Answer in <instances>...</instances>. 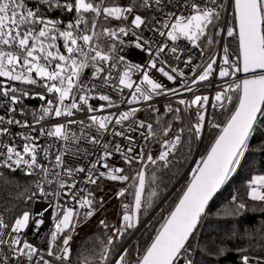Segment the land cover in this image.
I'll list each match as a JSON object with an SVG mask.
<instances>
[{
	"label": "snow or ice",
	"instance_id": "6c2138e0",
	"mask_svg": "<svg viewBox=\"0 0 264 264\" xmlns=\"http://www.w3.org/2000/svg\"><path fill=\"white\" fill-rule=\"evenodd\" d=\"M153 6L163 12L166 5L164 0H133L128 6H121L116 0H112L110 4L107 0H31L30 6L28 0H0V77L5 78V81H0V97L3 98L0 100V107L6 103L7 112L14 113L17 111L15 106L22 102V97L33 98L28 90L9 86L7 82L38 85L45 89V93L54 94L53 99H46L45 93L35 94L41 101H45V105L32 113L33 124H29L27 120H18L14 116L8 118L0 116V137L8 136L11 140V143L0 140V167L12 171L22 168L25 175L35 174L40 177L36 182L40 195L53 199L48 201V207L35 213L39 217L36 220V227L43 224L45 213L52 208L54 230L50 234L46 254L48 257H54L61 264H71L70 241L79 222L76 218L80 216L77 207L87 209L83 213L85 218L94 214L93 193L86 192V189L78 188L77 185L79 183L96 185L100 178L128 181L130 177L123 174L125 170L110 166L109 159L114 153H118L124 157L128 165L142 162L145 155L143 150L135 156L128 155L135 151L132 146L134 138L128 133L144 129L145 131L139 134L145 140L157 135L153 124L143 120L137 121L135 128L131 126L123 128L124 121L135 116L139 108H131L118 115L91 114L103 112L106 106L108 108L118 106L109 95L97 93V89L111 87L121 93L125 88L132 90L130 98L122 101L132 105L141 101H151L153 96L164 93L170 92L174 96H180L183 92H193L191 85L210 81L216 70L214 65L219 68L220 79L236 77L237 73H243L246 77L233 79L231 83H226L221 91L215 93L214 100L217 103L212 106L220 108H224L226 103H232L233 96L230 93H236L237 103L234 111L220 128L219 135L207 154L196 162L192 169L191 180L178 203L165 218L155 238L139 256L136 264H180L181 261L183 264H193L192 259L188 258L191 248L190 238L194 237L201 218L206 215L209 202L241 164L248 150L250 137L256 130L255 126L264 123V120L260 119L264 117V0H231L227 5L224 0H183L179 14L175 11L166 12L165 19L156 20L159 27L153 26L148 29L165 38L155 42V46L153 41L135 31L142 26L148 27L147 20L135 9H150ZM228 9H231V26L226 25L216 35L226 32L227 37L238 41V52L234 58L225 46L220 65H217L216 55L213 54L205 61L200 74L195 75L191 80V85L184 80L180 88L167 89L161 82L150 77L147 69H155L169 81H174L177 76L183 77V71L168 65L165 59L168 55L166 49L170 50L175 59H181L176 55L178 47L175 42L183 38L193 47L200 49V56L203 57L204 49L198 42L203 38L210 45L215 43L211 30L219 27L217 21L221 20L222 13ZM56 10L63 13L74 12V19L61 28L63 22L49 15ZM129 17H132L130 26L125 24L116 28L103 27L102 31H96L101 18L110 23L112 19L127 22ZM130 33L136 38V47L147 50L153 58L146 69H140L139 65L125 64L124 70L114 75L113 70L125 61L123 56L114 55L117 51L116 42L123 44L124 41L120 37L128 36ZM102 37L113 41L107 50L100 43ZM58 41H62L63 52ZM167 41L173 44L169 45ZM184 63L186 66H191L192 57L189 56ZM166 67L170 68V71H166ZM196 67H193V73ZM88 68L92 69L91 80H99V84L92 83L91 80L85 82L84 70ZM134 70L141 71V79L138 83L131 78ZM257 70L260 73L258 75L255 74ZM250 73L253 75L248 76L247 74ZM97 96L99 100L107 102V105L93 107L90 100ZM67 100H70V103H66ZM177 103L184 105L186 109L197 107V122L189 128V133L199 139L206 120L209 97L194 94L193 99H178ZM149 107L153 112L159 111L152 105ZM166 111L175 113V120L181 119L180 108L173 109L168 105ZM20 112L22 115L26 114L23 108ZM77 112L91 114L87 116L90 123L69 119L66 123L57 122L48 128L40 127L38 136H33L31 132L17 133L22 140L20 144L15 143L10 129L3 126L15 124L34 132L35 125L42 121L52 117L70 118ZM157 122H160L159 117ZM72 124H79L81 130L79 136L75 133L69 135V126ZM109 125H112L111 133L114 137H122L129 141L126 152L119 144L102 143L103 135L110 131ZM116 125H120L123 130H116ZM91 128H95L96 134L86 131ZM171 128V123L167 127H162L163 136L167 137ZM183 131L182 128L178 130L179 133ZM43 136L55 138L63 144L53 154L52 145L46 147L40 145L39 139ZM81 140L100 146L99 152L90 153L87 149H81L79 147ZM181 140V134L163 140L162 150L156 159L167 166L168 157ZM82 154L94 155L95 159L89 160L87 166L78 162L69 166L66 161L67 156L79 158ZM156 159L151 154L147 155V161L153 164L156 163ZM81 173L84 176L78 179ZM131 179L130 187L134 189L132 193L134 199L131 204H122L124 210L122 224L113 228L115 236H123L128 229L136 227L139 223L142 195L146 185L143 168ZM45 185L49 186L50 190L46 191ZM53 185L54 188L51 187ZM248 187V198L264 203V175L253 176ZM82 192L86 194L80 195ZM126 192L127 189H121L117 195L123 197ZM35 195L34 192L27 199L32 200ZM151 195L154 196L156 193L153 192ZM236 201L237 197H233V202ZM147 203L151 205L150 200ZM246 207L245 203L239 202L235 209H225V214H239ZM32 216L30 211H24L8 224L3 215H0V252L7 248V253L0 255V264H25V258L27 264H32L34 257H38L35 264H52L51 260L45 259V256L40 254L41 250L34 244L21 239V233L29 228ZM100 224L105 228L109 227L103 220ZM61 236L62 247L56 244ZM100 243L99 264H111L110 256L113 250L109 246L113 244V236L108 237L106 244L104 241ZM54 245L58 248L59 254L54 252ZM220 251L223 253L224 250L221 248ZM128 256V249L124 248L116 254L115 264H129ZM241 261L242 264H264V258L249 255H243ZM82 264H92V261L85 256Z\"/></svg>",
	"mask_w": 264,
	"mask_h": 264
},
{
	"label": "trees",
	"instance_id": "16d2710c",
	"mask_svg": "<svg viewBox=\"0 0 264 264\" xmlns=\"http://www.w3.org/2000/svg\"><path fill=\"white\" fill-rule=\"evenodd\" d=\"M119 1L120 0H116V3H119ZM28 2L31 6V0H28ZM111 2L112 0H107V3L110 4ZM49 15L63 22L60 25L61 28L72 20V13H63L60 10L49 13ZM121 23L122 21H117L115 19H112L109 23L103 21L101 18L96 31H102L103 27L116 28ZM217 24L219 27L211 30V35L213 39H215V43L220 36L216 35V33L221 29V21H217ZM111 41L112 40L108 38L102 37L100 43L106 45L111 43ZM227 47L231 56L235 57L238 52V41L235 38L228 37ZM232 96L233 102L228 104L225 107L226 109L224 108L219 116L217 115V111L213 113L212 124L209 128L202 150V156H205L215 138L218 136L220 128L223 127L232 111H234L235 104L237 103V94L232 93ZM158 117L160 120L159 123L157 122ZM144 118L149 123L153 124L154 130L157 131V135L155 136L156 139L160 138L163 134L161 128L167 127L168 124L172 123L174 120V117H166L159 111L153 112L151 109L145 113ZM260 119L264 120V117ZM213 125H219L220 127H215ZM176 126L180 127V129H184L183 133H181V143L177 150L170 155L168 166L161 165L160 167L154 166L148 168L147 166L150 164L148 163L144 167L146 176L144 193L147 190L149 175L157 171V175L160 179L159 194L163 193L162 195L165 194L166 196L176 181H178L177 179L194 154L196 138L190 135L189 124L187 121L180 119L176 121ZM137 164L138 163L134 162L130 165V169L128 170L130 176L136 174ZM127 167H129L128 164ZM257 175H264V123H258L256 126L248 150L245 152V156L237 172L225 189L214 199L207 215L198 226L194 237L190 239V255L193 264H242L241 257L243 255L264 258V250H262V247H264V203L252 201L248 198L249 182L253 176ZM187 177L188 175L185 178ZM105 183L108 182L97 181V184L93 185L91 192L93 193L97 188H101ZM177 188L166 198L159 209H157L154 215L146 222L143 230L131 244L129 249L131 264H135L139 256L142 255L144 250L150 245L157 234V230L161 227L165 218H167L176 205L182 194V190L176 191ZM29 196H32L30 178L24 174L0 167V212L4 213L10 222H13L14 219L24 211L31 209L33 199L28 200L27 198ZM233 197H237L235 203L233 202ZM92 198L94 200L93 207L96 213L91 219L80 222L79 225L91 221L97 214L96 200L94 196ZM167 200H169V205L166 208L167 210L161 211L160 208L164 206V204L166 205ZM239 202L246 204L247 207L245 210H242L239 214H225V209H235L236 204ZM143 220L144 218L141 217L139 213V223L143 222ZM110 230L109 227L105 228L100 224L99 227H95L83 236L72 238L70 242L72 249V255L70 256L71 264H82L85 256L92 261V264H98L99 253L101 251L100 242L104 241L106 244L109 236H113V244L109 246L113 250L110 256L111 258L132 235L135 228L128 229L123 236H115L113 231ZM56 244L58 245L59 242H56ZM60 246H63L62 243H60ZM221 248L224 250L223 253L220 251Z\"/></svg>",
	"mask_w": 264,
	"mask_h": 264
},
{
	"label": "built area",
	"instance_id": "2783aa9c",
	"mask_svg": "<svg viewBox=\"0 0 264 264\" xmlns=\"http://www.w3.org/2000/svg\"><path fill=\"white\" fill-rule=\"evenodd\" d=\"M224 2L227 5L228 3L231 2V0H224ZM132 3H133V0H131L130 4H132ZM182 3H183V0H164V4L166 6L164 7L163 12L156 9L155 6H153L150 9H143V8L135 9V11L138 14H140L142 17H144L148 22L147 28L142 26L141 29H136L135 31L139 35H142L144 37L149 38L151 41L154 42L153 46H155V42L165 40V38L160 37L158 35V33H156V32H150L148 29L152 28L153 26L159 27V25L156 24V20L165 19L166 17L164 16V13H166V12L175 11L177 14H179L181 11L180 5ZM184 11L186 12L187 10L185 9ZM74 16H75V13L73 12L72 13V20L74 19ZM153 17H155V19H153ZM131 19H132V17H129V20L127 22L122 21V23L119 26H124L125 24L130 26ZM220 21H221V29H224L226 25L231 26V24H230L231 9H228V11L222 13V17H221ZM120 39L123 40L124 43L120 44L118 41L116 42L117 51L114 55L123 56L125 58V61H124V63L120 64L117 69L113 70L114 75L116 72H122L124 70L125 64L139 65L140 69H146L147 65L149 64V62L153 58L148 53V51L143 49V48H137L136 47V38L131 33L128 36H121ZM227 39H228V37L226 36V32H220L219 39L215 43L213 51H210V49H208V48H203L204 49V55H203V57H201L200 56V49L193 47L188 41H186L182 38V39L175 42V44L178 47V52L176 55H179L181 57V59H179V60L175 59L173 54L168 49H166V51L168 52L167 57L166 58L162 57V58L167 59V63L171 67H176L178 70L183 71L184 76L183 77L177 76V78L174 81H169L165 76H163L161 73H159L155 69H147L149 72V75L151 78L156 79L159 82H161L165 86V88H167V89L180 88L181 82L184 80L188 81V83L191 85V80L195 78V75L200 74V71L202 70V67H203L205 61L208 59V57L215 54L216 58H217V65H220L222 63L221 58L223 56V48L225 46L227 47ZM58 43L61 46L60 47L61 52H63L64 49L62 47V41H58ZM111 43H113V41H111ZM111 43H108L106 45H103L102 43L101 44L104 47V49L107 50ZM167 43H169V45L173 44V42H171V41H167ZM189 56L192 57V65L186 66L184 61ZM197 65H200L201 67H196ZM159 66L160 65L158 64V67ZM193 67H196L195 73H193V70H192ZM214 68L216 70L213 72L212 76L210 77V81H204V82H200V83L195 84V85H191V87L193 88V92H183V94L180 96H174L170 92L164 93L161 95L153 96V99L151 101H148V102L141 101L138 104L129 105L126 102L122 103V101H126L128 98H130V94H131L132 90L125 88V89H123V92L121 93L119 90L114 91L111 87H104L101 89H97V93L102 92L104 94L109 95L112 98V100L118 106L117 107H111V108H108L106 106L103 112H96V113H91V114L109 115V114L115 113L118 115L119 113H121L123 111H128L131 108H139L140 110L138 112H136L135 116L129 118V120H127V121H124V124H123V128H127L129 126L135 128L137 121L143 120L146 123H149L144 118L145 113L150 110L149 105L154 106L156 109L159 110V112L161 114H163L166 117H174L176 115L175 113H169L166 111V106L171 105V107L173 109H175V108L181 109V112L179 113L181 119L187 121V123L189 124V126L191 128V126L197 122V116H196L197 107L192 106V107H189L186 109L184 105H179L177 103V101H178V99L191 100L194 98V94L200 95V96L206 95L209 97V105L206 106L207 112L205 113L206 120H205L204 127H203L200 138L196 139V148H195L194 154L192 156V160H191V162L192 161L196 162V161H198V159H200L202 157V150H203V147H204L207 135H208L209 128L211 127V124H212L213 113L215 111L218 112V111L223 110L229 104V103H226L224 108H220L218 106L213 107L212 105L217 103L214 100L215 93L221 91L222 88L226 86V83H231L233 79H242V76L240 73H237L236 77H233V78L220 79L218 77V71H219L218 66L214 65ZM165 70L170 71V68L166 67ZM91 72H92L91 68L84 70V73H85L84 79H85L86 83L89 80H91ZM131 78L133 81H136L138 83L141 79V71L140 70H134L131 73ZM0 81H5V78L0 77ZM91 82L97 83V84L100 83L99 80H91ZM7 83L9 86H15L17 89L28 90L32 94L33 98L22 97L21 98L22 102L15 106L17 111L14 113H8L7 112L8 105L5 103L3 107H0V116H5L6 118H8L9 116H14L18 120H22V121L27 120L29 124H33L32 113L34 111H38L41 108V106L45 105V101H41L38 97L35 96V94L36 93H45V89L38 86V85H25V84H22L20 82H7ZM116 83H118V80L116 81ZM181 91H183V90L181 89ZM17 95H19V93H17ZM45 95H46V99H53L54 98V94L45 93ZM94 95H96V94H94ZM230 95H232V93H230ZM2 99L3 98L0 97V100H2ZM65 102L70 103V100H67ZM90 104L93 107L98 108L102 104L107 105V102L99 100L98 96H97V98H93L90 100ZM21 108L24 109L26 114H23V115L21 114V112H20ZM91 114L86 113V112H77L75 114V116L70 117V118L69 117H61V118L52 117V118H49L45 121H42L40 124L35 125L36 131H34V132H32L31 129H29V128H21L15 124H13V125L5 124L3 126L8 127L10 129L11 133L13 134V137L15 138V143L20 144V143H22V140H21L20 136L17 135V133L31 132V134L33 136H38L40 127L48 128V127H51L52 124L57 123V122L66 123L67 120H69V119H75L77 121H84L85 124H88V123H90V121H88L87 116L91 115ZM176 121H175V119L172 121V123H171L172 128H171V131L169 132L167 137L163 136V134H162V136L159 139H156L154 136V137H149L147 140H145L144 137H142L139 134V132L145 131L144 129H139L138 131L128 133V135H131L134 138V144L132 146L135 149V151L133 153H129L128 155L135 156L138 152L143 150V152L145 154L144 160L142 162H135V163L142 164V163L146 162L148 154L152 155V153H151L152 152V146L157 141L158 146H157L156 155L158 157L160 151L162 150L161 149L162 141L166 140V139H171L176 134H181L178 132L180 127L176 126ZM113 124H114V121H113ZM115 128H116V130H123L120 125H116ZM109 129H110V131L103 135L102 143L108 142V143H110V145L119 144L121 146L122 150L126 152L127 146H129V141L122 138V137H114L111 133L112 125H109ZM86 131H88L92 134H96L95 128L86 129ZM72 133H75L77 136H79L81 134L79 124H72L69 126V135H71ZM0 140H2L5 143H11V140L8 136L0 137ZM39 143L42 147L52 145L53 147H52L51 151L53 154L63 144L62 141H59V140H56L55 138H51V137H47V136L40 137ZM179 145L176 147V149L174 151L177 150ZM79 147L81 149H87L90 153H97L100 150V146L91 145L84 140H81L79 142ZM91 159H95V156L82 154L79 158L71 156V155L66 157V161L69 164V166H71L72 164H75L77 162L79 164L87 166L89 163V160H91ZM108 163L110 166L123 168L125 170L123 174H126L127 164L125 163V159L122 155H120L118 153H114L113 157L111 159H109ZM101 170L104 171V169H101ZM10 171H12V170H10ZM13 172H17V173H21V174L25 175V171L22 168L17 169ZM26 176H28V175H26ZM83 176H84L83 173L79 174L78 179H82ZM28 177L30 178L31 194H33L35 192L36 195L33 197L32 207L30 209L33 216L30 219L29 228L27 230H24L21 233V239H22V241L24 239H26L30 243L34 244L38 249L41 250L40 254H43L45 256V259L52 260L53 257H48L46 253H47L48 241L50 240V234L54 230V221L52 219L53 209L49 208L48 212L45 213L44 218H43L44 222H43V224L39 225L38 228L36 227V220H38L39 217H37L35 215V213H37L40 210L48 207V201L52 200L53 198L52 197H42L40 195L38 189L36 188V182H37V180L40 179L39 176L34 174V175L28 176ZM98 181L111 182V180H108L106 178H100ZM51 187L54 188L55 185H53ZM77 187L78 188H84V189H86V192H87V191H91L93 185L92 184L79 183L77 185ZM45 189H46V191L50 190L49 186H47V185H45ZM86 192H82V193H80V195H85ZM65 199H67V197H65ZM86 210L87 209H80L79 207H77V211L80 212V216L76 219H78L79 222H84V221L91 219L96 213V210L94 208V214L91 217L85 218L83 213ZM0 215H3V218H4L6 223H8V224L12 223L8 220V218L5 216L4 213L0 212ZM144 226L145 225L143 223L141 225V227H139L137 230H135L132 233V235L127 239V241L121 246V248L110 258L111 264H115L116 254L118 252L122 251L124 248H127L128 252H129L131 244L134 242L135 238L137 237V235L139 234V232L141 231V229ZM53 248H54V246H53ZM5 253H7L6 247L2 250V252H0V255L5 254ZM9 255H10V253H9ZM251 257H255V256H251ZM188 258H190V251L188 254ZM37 259H38V257H34L32 264H35V261ZM127 259L129 260V264H131L129 256ZM25 264H27L26 258H25ZM180 264H183V261H181Z\"/></svg>",
	"mask_w": 264,
	"mask_h": 264
},
{
	"label": "rangeland",
	"instance_id": "374dc122",
	"mask_svg": "<svg viewBox=\"0 0 264 264\" xmlns=\"http://www.w3.org/2000/svg\"><path fill=\"white\" fill-rule=\"evenodd\" d=\"M130 3H131V0H120L118 4L121 6H127ZM198 43H200L201 48H208V49H210V51H213L214 46H215V43L210 45V44H208L207 40L203 39V38ZM222 112H223V110L218 111L217 115L219 116ZM157 146H158V142L156 141L154 143V145L152 146V152H151L154 159L157 158V155H156ZM191 160H192V157H191ZM191 160L188 162L187 166L184 168V170L181 173V175L179 176V178L187 170V168L189 167V165L191 163ZM168 161L170 162V156L168 157ZM196 162L194 163L193 167L191 168L188 177L185 178V180L182 182L181 185L179 184L180 186L178 185L179 187L177 186L178 188L176 191L182 190L181 192H183V190L185 189L189 180L191 179L192 169L195 167ZM145 163H147V164L150 163L147 166L148 168L154 167V166L160 167L161 165H164V162H162L158 159H156L155 164L146 160V162H144L142 164H139V163L137 164V167H136L137 171L141 170V168L145 169L144 167L147 165ZM168 165H169V163L167 164V166ZM128 166L129 167H127V172H126V174L130 177V179L128 181H126V182L111 181V182L105 183L101 188H97V190L93 192V196H94V199L96 200V205H97V214L91 221H89L87 223L85 222L83 224L81 223L82 225H79L80 222H78L76 224L75 231L72 233V238L83 236L84 234L88 233L89 231H91L95 227H99L101 220L105 221V223L111 229L110 231H113L114 227H120L121 226L122 215H123V211H124L122 204H124V203L131 204L133 202V199H134V197L132 195L134 189L132 187H130V185L132 184L131 178L133 176H135L136 174H134L133 176H130L128 174V170L130 169V165H128ZM153 177H155V179H153ZM179 178L177 180H179ZM121 189H127V192L125 193V195L123 197H118L117 193ZM158 189H160V179H159V176L157 175V171H154L149 175V179L147 182V190L145 193H143V196H142V209H141L140 214H141V217L144 218V220L150 215L151 211L159 204L161 199L165 196V194L162 195L163 193L159 194ZM153 192H155L156 195L152 196L151 193H153ZM149 200L151 201L150 206L147 203V201H149ZM101 201H102V203H101ZM168 205H169V200L166 201V205L164 204V206H162L160 208L161 211H166L167 210L166 208L168 207ZM28 211H30V210H28ZM143 228L141 229V231L143 230ZM58 242H59L58 245H60V243H62V236L60 239L57 240V243ZM53 250H54V252L59 254V250H58V248L55 249V245H54ZM191 258L192 257L190 255V259ZM51 261H52V264H61V262L55 260L54 257Z\"/></svg>",
	"mask_w": 264,
	"mask_h": 264
},
{
	"label": "water",
	"instance_id": "95a60500",
	"mask_svg": "<svg viewBox=\"0 0 264 264\" xmlns=\"http://www.w3.org/2000/svg\"><path fill=\"white\" fill-rule=\"evenodd\" d=\"M241 74V76H242V79L243 78H246L245 77V74H243V73H240ZM256 75H258V74H260L259 73V70H257V72L255 73ZM248 76H251V75H253L252 73H250V74H247ZM258 125V124H257ZM256 125V126H257ZM256 126H255V128H256ZM254 133V132H253ZM219 135V134H218ZM252 136H253V134H252ZM252 136L250 137V140H251V138H252ZM216 139V138H215ZM250 140H249V143H250ZM215 141V140H214ZM214 143V142H213ZM212 143V144H213ZM211 147V146H210ZM210 149V148H209ZM208 149V150H209ZM207 154V153H206ZM205 154V155H206ZM243 159V158H242ZM241 162H242V160H241ZM147 164V163H146ZM240 166V165H239ZM239 166H238V168H239ZM238 168H237V170H238ZM144 170V169H143ZM237 170H236V172H237ZM236 172H234V173H232L231 174V176L229 177V179L221 186V188L217 191V193L214 195V197H213V199L209 202V207L206 209V215H207V213H208V211H209V208H210V206H211V204H212V202L214 201V199L225 189V187L227 186V184L229 183V181L232 179V177L234 176V174L236 173ZM191 180V179H190ZM190 180H189V182H190ZM188 182V183H189ZM173 189V188H172ZM185 190V189H184ZM182 194H183V192H182ZM181 194V195H182ZM180 198V197H179ZM179 200V199H178ZM177 203H178V201H177ZM159 205V204H158ZM175 207V206H174ZM174 209V208H173ZM172 209V210H173ZM205 215V216H206ZM205 216H203L202 218H201V221H202V219L205 217ZM201 221H200V223H201ZM144 223V221L143 222H141V223H138L137 225H136V227H134L135 228V230H137L139 227H141V225ZM200 223H199V225H200ZM198 225V226H199ZM155 238V237H154ZM191 239V238H190Z\"/></svg>",
	"mask_w": 264,
	"mask_h": 264
},
{
	"label": "bare ground",
	"instance_id": "6f19581e",
	"mask_svg": "<svg viewBox=\"0 0 264 264\" xmlns=\"http://www.w3.org/2000/svg\"><path fill=\"white\" fill-rule=\"evenodd\" d=\"M195 161H192L187 168V170L183 173V175L179 178V180L175 183V185L169 190V192L166 194V196L161 200L159 205L155 207V209L150 213V215L144 220V225L146 222L154 215V213L159 209V207L162 205V203L166 200V198L177 188V186L185 179L187 175H189L191 168L193 167Z\"/></svg>",
	"mask_w": 264,
	"mask_h": 264
}]
</instances>
